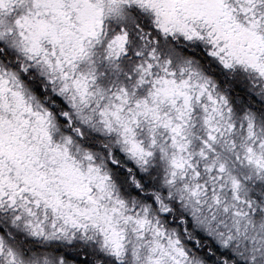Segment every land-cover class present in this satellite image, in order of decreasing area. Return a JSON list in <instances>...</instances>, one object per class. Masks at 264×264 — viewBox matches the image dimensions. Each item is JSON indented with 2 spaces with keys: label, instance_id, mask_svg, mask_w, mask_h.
Segmentation results:
<instances>
[{
  "label": "snow or ice",
  "instance_id": "obj_1",
  "mask_svg": "<svg viewBox=\"0 0 264 264\" xmlns=\"http://www.w3.org/2000/svg\"><path fill=\"white\" fill-rule=\"evenodd\" d=\"M0 264H264V0H0Z\"/></svg>",
  "mask_w": 264,
  "mask_h": 264
}]
</instances>
